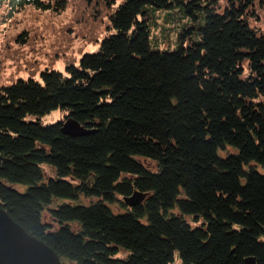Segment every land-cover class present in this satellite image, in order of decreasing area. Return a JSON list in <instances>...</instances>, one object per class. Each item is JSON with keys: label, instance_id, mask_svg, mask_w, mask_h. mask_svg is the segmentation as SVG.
<instances>
[{"label": "trees", "instance_id": "16d2710c", "mask_svg": "<svg viewBox=\"0 0 264 264\" xmlns=\"http://www.w3.org/2000/svg\"><path fill=\"white\" fill-rule=\"evenodd\" d=\"M80 1L105 16L98 49L0 85V207L60 264H264V0H177L204 20L173 50L146 9L171 1Z\"/></svg>", "mask_w": 264, "mask_h": 264}, {"label": "rangeland", "instance_id": "374dc122", "mask_svg": "<svg viewBox=\"0 0 264 264\" xmlns=\"http://www.w3.org/2000/svg\"><path fill=\"white\" fill-rule=\"evenodd\" d=\"M169 1L173 3L171 7L146 5L150 28L149 44L159 50H173L179 45L188 44L190 40H197L199 31L191 27L199 26L204 20L203 7L194 6L193 17L185 11L181 2ZM119 2L117 0L116 4ZM206 2L207 0L194 1L198 5H205ZM80 4V0H71L68 8L54 14L47 10L37 11L25 7L7 20H3L0 11V85L10 84L19 77L39 80L40 71L44 69H57L67 73L66 65H77L82 54L98 49L101 39L108 32L103 23L105 16L97 21V16L89 13L87 5L83 11L78 12L76 8ZM222 8L223 6L217 11ZM23 29L27 33L25 42L18 41L16 37ZM62 117L63 111L54 108L40 118L44 123H52ZM14 187L21 191L26 188L25 185Z\"/></svg>", "mask_w": 264, "mask_h": 264}, {"label": "water", "instance_id": "95a60500", "mask_svg": "<svg viewBox=\"0 0 264 264\" xmlns=\"http://www.w3.org/2000/svg\"><path fill=\"white\" fill-rule=\"evenodd\" d=\"M66 126L78 128L69 121ZM0 264H60V260L47 244L29 234L0 207Z\"/></svg>", "mask_w": 264, "mask_h": 264}]
</instances>
